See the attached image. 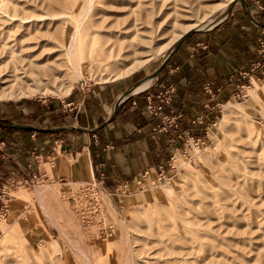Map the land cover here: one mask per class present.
Masks as SVG:
<instances>
[{
	"label": "rangeland",
	"instance_id": "obj_1",
	"mask_svg": "<svg viewBox=\"0 0 264 264\" xmlns=\"http://www.w3.org/2000/svg\"><path fill=\"white\" fill-rule=\"evenodd\" d=\"M126 1L93 2V9L116 12L94 15L105 27L91 43L93 15L86 18L72 56L78 79L57 55L56 37L66 24L68 40L82 0H0V102L60 100L132 72V79L148 75L182 29L208 17L215 22L202 29L214 27L240 7L239 0L225 9V0H131V10L119 4ZM261 58L252 76L239 73L238 85L211 108L203 143L190 139L176 150L163 175L153 171L113 194L92 182L82 163L70 159L59 169L44 160L41 172L49 176L0 191V264H264L263 52ZM231 142L240 163L228 158Z\"/></svg>",
	"mask_w": 264,
	"mask_h": 264
},
{
	"label": "crops",
	"instance_id": "obj_2",
	"mask_svg": "<svg viewBox=\"0 0 264 264\" xmlns=\"http://www.w3.org/2000/svg\"><path fill=\"white\" fill-rule=\"evenodd\" d=\"M239 1L214 27L183 37L157 75L151 76L162 63L148 75L132 79V72L87 94L78 89L60 100L0 102V187L13 176H49L41 172L44 160H54L59 169L70 159L82 163L113 194L145 171L147 179L165 169L187 140L205 137L211 108L234 90L241 71L262 59L264 0ZM147 77L148 87L119 99ZM170 83L171 101L157 116L148 113V96L157 100L155 94ZM167 114L177 116L175 124L156 128Z\"/></svg>",
	"mask_w": 264,
	"mask_h": 264
},
{
	"label": "bare ground",
	"instance_id": "obj_3",
	"mask_svg": "<svg viewBox=\"0 0 264 264\" xmlns=\"http://www.w3.org/2000/svg\"><path fill=\"white\" fill-rule=\"evenodd\" d=\"M96 0H82V2H81V4H80V6H79V8H78V16H77V18H76V20H75V22L74 23H72V25H71V28H70V33H69V37H68V40L67 41H65V39H64V29L66 28V24H64V25H61V27H60V29H58V30H61V31H59V33H61V36H59V37H56V38H58V40H60L59 38L61 37V40L59 41V44L58 45H56V46H58L59 48H61L60 50L61 51H59V52H57V55H61L62 56V60H63V62L64 63H66L69 67H68V69L69 70H71V71H73L74 73H75V75H76V77H78V79H82V76H81V74L78 72L79 70H78V68L76 67V65L74 64V59H73V53H74V49H75V45H76V42H77V40H78V37L80 36V34H81V30H82V28L83 27H85V21H87L86 20V18H88V16H90L91 14L93 15V18L90 20L91 22V24H90V26H92V28H93V30L92 31H88L87 32V34H88V41H89V43H91L92 41H94V40H96V39H94V36H97L98 34H101L102 33V29L101 28H103V27H105V24H103V25H101V23L103 22V17H99V18H97L96 16H94V15H97V14H100V12L101 11H103L104 13H110L111 15H112V13L113 12H116L114 9H111V10H109V9H107V8H105V10H104V8L103 9H93V2H95ZM231 1H233V0H225L224 1V3H222V6L224 7V9H225V7L231 2ZM119 4H124V6L125 5H128L129 4V6H130V8H131V10L133 9V7L131 6L132 4H133V2L131 1V0H128V1H126V2H120ZM119 4H117L116 5V7H115V9H117L118 7H120L119 6ZM123 5H122V7H124ZM93 9V10H92ZM110 15V16H111ZM65 20H66V18H65ZM117 19H111V21H110V23L107 25V27H111V24L114 22V21H116ZM213 22H215V18H213V17H208V18H206V19H203V20H200L199 22H195V23H192L191 25H188L186 28H184V29H182V31L181 32H179L177 35H176V37L172 40V42H174V41H177L181 36H182V34L184 33V32H186L187 30H189V29H191V28H193L194 26H198V29L199 28H205V27H209V25H212L213 24ZM89 26V25H88ZM87 26V27H88ZM212 27V26H211ZM138 30L137 29H134L133 30V32H132V34L133 33H135V32H137ZM138 33V32H137ZM55 40H57V39H55ZM138 40H141V37H138ZM58 42V41H57ZM55 44H56V41H55ZM56 54V53H55ZM138 65L139 64H137V65H134V66H131L130 67V69H128L127 71H126V73H128V72H130V71H133V70H135L137 67H138ZM48 76V75H47ZM54 77V76H53ZM53 77H51V76H49L48 78H47V80L46 81H42V84H44V86L43 87H45V86H49L47 83H51L52 82V80H53ZM150 78L149 77H147V79H145V80H143V82H141V83H139L138 85H136L134 88H133V91L134 92H136V91H140V90H142V89H145L146 87H148V85L150 84ZM37 84V83H36ZM71 86H72V84L70 83V85H69V87L68 88H66V89H64L65 90V92L67 91H69L70 90V88H71ZM62 89V88H61ZM13 89L11 88L10 89V91H11V93L13 92V95H15V91L13 90ZM64 90H63V92H64ZM17 91V90H16ZM25 91V90H24ZM19 92V91H18ZM10 93V94H11ZM17 94V93H16ZM21 95V94H24L23 93V91H22V93H21V90H20V92L18 93V95ZM247 132V134H250L251 132H249V130H247L246 131ZM237 140V139H236ZM238 140H240V138H238ZM233 142H231L229 145H228V148H226V152H227V155H228V158L231 160V161H234V163L236 164V160L238 161V160H240V157H238V155H237V153L232 149L233 147H232V144ZM232 144V145H231ZM227 147V146H226ZM239 147V146H238ZM236 149H240V148H236ZM242 149V148H241ZM57 150V149H56ZM243 150V149H242ZM240 151V150H239ZM241 152H243V151H241ZM245 153H247L246 151L244 152V155H246ZM50 157V156H49ZM53 157V156H52ZM51 157V158H52ZM243 158H244V156H243ZM53 159V158H52ZM245 159V158H244ZM46 162H48V163H50L49 161H47L46 160ZM239 162V161H238ZM237 162V163H238ZM47 163V164H48ZM240 163V162H239ZM44 164H46V163H44ZM53 164H54V160H53ZM52 164V165H53ZM47 166H49V165H47ZM51 166V165H50ZM49 166V167H50ZM52 167H54L55 168V165H53ZM47 168V167H46ZM241 169V168H240ZM244 169V168H243ZM93 175V174H92ZM94 178V177H93ZM166 187H169V185L166 183V185H165ZM15 196H19V194H17V193H15L14 194ZM13 197V196H12ZM19 198H20V196H19Z\"/></svg>",
	"mask_w": 264,
	"mask_h": 264
},
{
	"label": "built area",
	"instance_id": "obj_4",
	"mask_svg": "<svg viewBox=\"0 0 264 264\" xmlns=\"http://www.w3.org/2000/svg\"><path fill=\"white\" fill-rule=\"evenodd\" d=\"M260 43L262 44L261 46V52L264 53V43L262 41H260ZM261 65L260 61H258L257 63H254V65L252 66V68L250 70H247V71H241L240 74L242 76V78H245L249 75V78L252 76L251 75V72H253L256 68H258V66ZM242 86H244V83L241 84ZM207 91L209 93H212V90L211 88H209L208 86L206 87ZM174 92V85L172 83H170L169 85H166V87H163L161 88L156 94H155V98L157 100H154V98H152L151 96H148V104L146 106V110L148 113L154 115V116H157L162 110H163V107L164 105H166V103H169L171 101V94ZM176 119H177V116L175 115H172V114H167V115H164L162 117V120L156 124V128H159V129H165L167 127V125H172V124H175L176 122ZM191 141H194V142H199L201 141L203 143V141L200 139V138H197L196 140H194V138H190ZM189 139V140H190ZM189 140H187V142H185V144L189 143ZM173 158V156L171 157V159ZM169 166L172 167V164L169 163ZM160 172H159V175H163L164 174V171L165 169L163 167L160 166L159 168ZM148 176V172L145 171L143 174H142V178ZM37 179V177L34 175L32 177H20V176H13L11 178H9V180L0 187V191L2 193H5V189L6 187H9L10 185H27V183H32L33 181H35ZM92 182H95V180H92ZM139 182V181H138ZM123 187H126L125 184H122Z\"/></svg>",
	"mask_w": 264,
	"mask_h": 264
},
{
	"label": "water",
	"instance_id": "obj_5",
	"mask_svg": "<svg viewBox=\"0 0 264 264\" xmlns=\"http://www.w3.org/2000/svg\"><path fill=\"white\" fill-rule=\"evenodd\" d=\"M231 10V7H230V9H229V11ZM217 24V23H216ZM196 30H199L198 28H191V29H189V30H187L186 32H184L183 34H182V36L176 41V44L179 42V40H181L183 37H185V36H187L188 34H190V33H192V32H194V31H196ZM169 54H170V52L165 56V58L163 59V61L161 62L162 63V65L151 75V76H154V75H157V73L160 71V69L165 65V62H166V60H167V58H168V56H169ZM133 88H130L129 90H127L122 96H120L119 97V99L120 100H122V98H124L128 93H130L131 92V90H132ZM119 100V101H120Z\"/></svg>",
	"mask_w": 264,
	"mask_h": 264
}]
</instances>
